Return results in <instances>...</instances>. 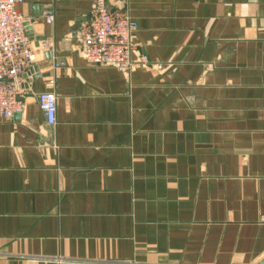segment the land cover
<instances>
[{"label":"crops","instance_id":"1","mask_svg":"<svg viewBox=\"0 0 264 264\" xmlns=\"http://www.w3.org/2000/svg\"><path fill=\"white\" fill-rule=\"evenodd\" d=\"M94 2L19 6L52 48L23 111L0 113V264H258L264 0H121L150 59L130 71L83 58ZM51 78L53 124L37 98Z\"/></svg>","mask_w":264,"mask_h":264},{"label":"built area","instance_id":"2","mask_svg":"<svg viewBox=\"0 0 264 264\" xmlns=\"http://www.w3.org/2000/svg\"><path fill=\"white\" fill-rule=\"evenodd\" d=\"M23 1L0 0V113L6 118L24 109L25 74L35 64L37 51L52 48L49 41L34 46L28 30L29 17L19 7ZM120 1L95 0L80 19L79 43L88 63L130 71L138 63H150V59L146 54H141L139 59L134 57L133 36L139 22ZM44 16L47 22L55 20L52 9L46 10ZM54 83L53 78L49 79L48 88L37 94L38 103L51 124L57 121L58 111Z\"/></svg>","mask_w":264,"mask_h":264},{"label":"water","instance_id":"3","mask_svg":"<svg viewBox=\"0 0 264 264\" xmlns=\"http://www.w3.org/2000/svg\"><path fill=\"white\" fill-rule=\"evenodd\" d=\"M27 24H28L29 33L31 34V36H33V34H34L33 28H32V26H31V24L29 22H27ZM33 69L39 70L38 66L32 67V68H30L29 72L25 74V76H27L28 74H30V72ZM258 264H264V259L262 261H260Z\"/></svg>","mask_w":264,"mask_h":264}]
</instances>
